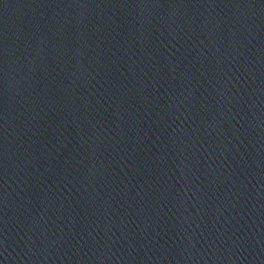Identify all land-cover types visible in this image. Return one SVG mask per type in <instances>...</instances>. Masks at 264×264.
<instances>
[{"label": "water", "instance_id": "obj_1", "mask_svg": "<svg viewBox=\"0 0 264 264\" xmlns=\"http://www.w3.org/2000/svg\"><path fill=\"white\" fill-rule=\"evenodd\" d=\"M0 264H264V0H0Z\"/></svg>", "mask_w": 264, "mask_h": 264}]
</instances>
